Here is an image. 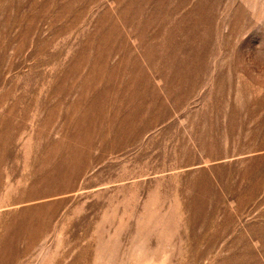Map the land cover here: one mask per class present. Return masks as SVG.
Here are the masks:
<instances>
[{"label": "rangeland", "instance_id": "obj_1", "mask_svg": "<svg viewBox=\"0 0 264 264\" xmlns=\"http://www.w3.org/2000/svg\"><path fill=\"white\" fill-rule=\"evenodd\" d=\"M0 264H264V0H0Z\"/></svg>", "mask_w": 264, "mask_h": 264}]
</instances>
